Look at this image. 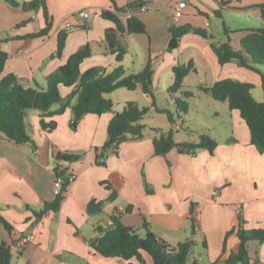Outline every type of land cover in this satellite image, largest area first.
I'll list each match as a JSON object with an SVG mask.
<instances>
[{
	"label": "crops",
	"instance_id": "crops-1",
	"mask_svg": "<svg viewBox=\"0 0 264 264\" xmlns=\"http://www.w3.org/2000/svg\"><path fill=\"white\" fill-rule=\"evenodd\" d=\"M138 1L47 0L53 29L48 37L31 39L27 35L45 26L43 12L26 13L0 0V31H11L7 37L0 35V51L8 54L3 76L14 74L25 87L45 89L49 76L73 54L90 45L92 55L81 65L83 73L93 68L110 73L123 66L130 75L151 65L157 107L159 96L169 93L175 82L174 67L189 62L195 65L196 72L191 74L200 78L197 88L201 93L209 95L200 88L232 79L252 84L254 98L264 102L262 77L238 62L222 66L211 48V40L191 33L181 40L176 50H169L171 28L186 24L207 31L215 40H225L226 26L231 46L241 50L242 40L252 30L264 27L260 10L264 0H144L142 6L117 13L124 24L134 16L143 21L147 29L146 34L119 37L127 52L119 64L106 43V32L115 25L101 14L103 11L116 13V7L126 8ZM143 6L149 10L144 12ZM177 10L182 14L178 19ZM82 11L87 12L89 18L74 19ZM212 18L217 22L211 21ZM25 22L28 23L21 26ZM70 22L72 28L67 26ZM63 30L69 31L66 46L62 57L54 58L59 33ZM74 89L60 86L68 106L62 115L47 120L57 123L54 131L41 128L39 111L33 114L27 111L26 130L36 148L29 144L17 146L0 133V211L14 227L10 234L0 223V246L5 243L12 247V264H140L136 259L128 262L105 258L91 248L89 242L98 236L96 229L112 226L115 215H120L122 224L129 228L139 230L148 224L152 233L172 247L194 240L191 259L199 264L204 259L213 264L219 258L226 260L238 252L237 233L229 237L226 253L223 249L227 234L239 228L240 216L245 221V230L264 229V154L252 145L249 127L238 110L230 109L232 136L223 141L215 140L218 146L213 155L199 150L194 154L172 151L158 156L154 140L171 130L175 131L176 142L197 143L199 140L180 141L176 137L178 123L172 126L168 120L164 126L155 124L148 133L146 117L158 114L152 108L142 122L147 126L144 138L122 144L117 153L108 154L105 166H99V153L95 148H102L107 142L113 117L123 112L128 102L140 106L139 95L146 101L144 107L152 103L144 96L142 87L135 91L119 89L107 95L114 103L112 112L86 115L73 131L70 123L76 102L71 98ZM258 90L262 91L259 98L255 96ZM172 98L176 99L175 94ZM59 108L57 105L53 111ZM172 110L175 112L176 108L173 106ZM214 116L218 120L222 118L220 112H215ZM58 152L82 155L80 161L65 164L77 179L66 188L59 212L50 211L38 220L34 212H40L46 203L55 199V169L59 163L54 156ZM214 191L219 192L218 200L213 198ZM94 200L105 205L100 214L90 215L88 206ZM193 210L200 224L196 234L190 220ZM140 235L144 237L145 231L141 230ZM197 245L202 246V252L198 253ZM247 250L251 264H255V259L264 264V243L249 241ZM144 257L152 264L148 254Z\"/></svg>",
	"mask_w": 264,
	"mask_h": 264
},
{
	"label": "trees",
	"instance_id": "trees-1",
	"mask_svg": "<svg viewBox=\"0 0 264 264\" xmlns=\"http://www.w3.org/2000/svg\"><path fill=\"white\" fill-rule=\"evenodd\" d=\"M13 8H21L26 13L43 12L45 21L44 28L34 34L27 35V38L38 39L48 37L53 29L54 21L51 16L47 0H31L19 3L16 0H2ZM144 0L132 3L126 8H117L116 13L103 11V19L111 21L114 29L106 32V43L109 51L116 55L117 63H122L127 54L119 42V37L124 35L146 34L147 29L143 21L137 17H130L126 24L117 13H124L126 10L142 6ZM261 17L264 21V5L260 7ZM216 15L220 17V13ZM25 22L22 25H26ZM89 29L88 27H83ZM171 41L169 50H176L181 40L188 34H196L206 40H211V48L217 56L219 63L224 66L231 62H238L240 66L259 74L264 86V27L252 30L242 40V49L235 50L230 43L229 29L224 26L225 40H215L207 31L195 28L192 25L174 26L170 30ZM69 31L63 30L59 33L58 50L54 58H61L66 46ZM13 39V38H12ZM7 39L6 41H8ZM2 41H0V44ZM92 49L90 45L85 46L73 54L68 62L61 66L54 74L48 77L45 89L25 87L14 74L3 76L8 60V54L0 51V133L4 134L7 141L17 145H31L36 148V143L27 133L26 115L27 111H39L40 125L44 131H54L57 123L52 119L62 115L67 109V103L63 99L60 86L75 87L71 98H75L73 105V119L70 127L76 131L84 116L94 114L101 116L113 111L114 103L107 95L119 90L127 89L135 91L142 87L144 96L151 101L152 105L141 108L136 102H128L123 112L117 113L111 120L108 127V140L102 148H95L97 155V165L105 166L106 159L110 152L117 153L120 146L129 141H139L144 138L145 126L142 122L150 113L152 108L156 112L167 118L172 126L177 124L179 113H187L188 102L176 100V111L158 108L156 104V91L153 85V69L148 65L143 71L137 74L126 73L123 66H119L108 73L101 68H93L86 72L81 71L83 62L90 58ZM175 82L170 87L169 93L181 92L186 100L194 97L189 91H183L185 79L196 72L193 62L187 65H178L173 69ZM253 85L232 79L216 82L211 87H202L201 91L208 93L215 101L228 103L231 110H238L241 117L249 127L251 143L260 154H264V102L257 101L253 94ZM60 105V108L53 111V108ZM175 131L168 134H161L154 140V147L158 156H166L172 151L180 154H194L199 150H207L212 155L218 146L217 142L207 133H201L199 141L176 142ZM55 160L59 165L55 169L56 178L64 180L62 193L55 196V199L46 203L40 212H34L36 218L41 220L48 212H59L66 188L70 185L66 177V172H59L62 165L78 162L82 159L79 154L56 153ZM105 160V162H101ZM114 196L110 200H113ZM105 202L92 201L88 206L90 215H97L103 211ZM130 211V209H128ZM193 233L196 234L199 228L197 213H191ZM240 226L238 229L230 231L224 242L223 253H226L227 242L231 235L237 233L240 239L239 250L232 253L226 260L219 259L218 263L224 264H251L247 244L255 240L264 243V229L245 230V221L239 217ZM0 223L10 234L14 232L13 225L8 222L0 211ZM98 236L89 242L91 248L105 258H120L125 261L136 259L140 264H148L144 254H148L152 259V264H199L197 260L191 259L193 248L196 243L189 239L180 243L177 247H172L165 240L151 232L150 226L145 224L141 229H133L122 224L120 215L112 217V226L98 227ZM145 231V236L140 235V231ZM255 264L259 261L255 259ZM0 264H12V247L3 243L0 246Z\"/></svg>",
	"mask_w": 264,
	"mask_h": 264
},
{
	"label": "rangeland",
	"instance_id": "rangeland-1",
	"mask_svg": "<svg viewBox=\"0 0 264 264\" xmlns=\"http://www.w3.org/2000/svg\"><path fill=\"white\" fill-rule=\"evenodd\" d=\"M17 1V0H16ZM10 6V5H8ZM211 21L217 22L215 18H212ZM10 30H1L0 35L7 37L10 35ZM200 85V78L195 75H190L189 78L185 81L183 91H189L194 94V97L190 100L183 98L181 92L176 93V99L172 98L170 93H163L159 96L157 100L158 107H164L165 109H173V106L176 108V100H184L188 102L189 107L187 108V113H179V118L177 117V123L179 130L177 132L178 139L180 141H197L200 138L201 133H207L212 136L214 140L223 141L232 136L230 128V107L228 103H222L215 101L210 95H205L198 90ZM259 92H255V96L259 98ZM139 98L142 100L140 106L144 107L146 101L144 97L139 95ZM173 111V110H172ZM176 111V110H175ZM36 111H31L33 114ZM215 112H220L222 118L218 120L214 115ZM167 123V119L155 113L148 115L145 119V124L148 125L147 132H151V127H154L155 124L164 126ZM28 133V132H27ZM198 253L202 252V246L197 245ZM224 250V249H223ZM220 259V258H219ZM218 260H215L213 264H224L218 263ZM202 264H209L206 259L203 260Z\"/></svg>",
	"mask_w": 264,
	"mask_h": 264
},
{
	"label": "built area",
	"instance_id": "built-area-1",
	"mask_svg": "<svg viewBox=\"0 0 264 264\" xmlns=\"http://www.w3.org/2000/svg\"><path fill=\"white\" fill-rule=\"evenodd\" d=\"M142 10L145 12V11H148L149 8L143 6ZM181 16H182L181 11L177 10L176 18L178 19ZM78 18L79 19H88L89 18V14L87 12H85V11L79 12L78 14L75 15L74 19H78ZM72 25L73 24L71 22L67 24V26L69 28H72ZM101 162H105V160H102ZM61 171L66 172V174H67L66 177L68 179L69 184H71V183L76 181L77 175L73 171L69 170L65 165H62V167L60 168L59 172H61ZM63 186H64V180L62 178H56L55 183H54L55 196H58V195H60L62 193ZM213 198L215 200L219 199V192L218 191H214L213 192Z\"/></svg>",
	"mask_w": 264,
	"mask_h": 264
}]
</instances>
